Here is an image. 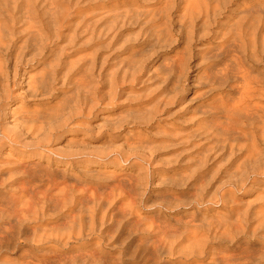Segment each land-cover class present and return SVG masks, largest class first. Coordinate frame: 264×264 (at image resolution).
I'll return each instance as SVG.
<instances>
[{
  "label": "rangeland",
  "instance_id": "obj_1",
  "mask_svg": "<svg viewBox=\"0 0 264 264\" xmlns=\"http://www.w3.org/2000/svg\"><path fill=\"white\" fill-rule=\"evenodd\" d=\"M5 1L0 264H264V0Z\"/></svg>",
  "mask_w": 264,
  "mask_h": 264
},
{
  "label": "bare ground",
  "instance_id": "obj_2",
  "mask_svg": "<svg viewBox=\"0 0 264 264\" xmlns=\"http://www.w3.org/2000/svg\"><path fill=\"white\" fill-rule=\"evenodd\" d=\"M0 1H2L1 3H0V7H1V5H2V3L4 2V0H0ZM17 1V0H16ZM217 1V3H218V5H220L219 6V8H218V6H216V8H214V18H216V17H218V15H222V12H224V11H226L227 10V3H232V0H230V2L228 1V0H222V2H220V0H216ZM10 1H5L4 3H7L8 4V6H7V8L5 7H3V5H2V7L4 8V9H7V11L6 10H0V11H2L3 13H1L0 12V22H1V20H3V21H5L6 22V24H3V27L2 26H0V42H4L5 41V39H6V37H7V35L8 36H10V34L11 35H13V31L11 32V25H13V26H17L18 25V22H16L15 21V17H14V15H16V9L18 8L19 9V5L18 4H14V6L12 5L13 4V2H11L12 4H10L9 3ZM15 3H18V2H15ZM7 4H5L4 6H6ZM11 6H13V7H10V5ZM29 4V3H28ZM211 4V3H210ZM23 5V4H22ZM22 5L20 4V9H21V7H22ZM32 5V4H31ZM24 7H25V4L23 5ZM28 6H30V4L28 5ZM23 7V11L25 10V8ZM31 7V6H30ZM206 7V6H205ZM208 7V6H207ZM3 8H1V9H3ZM27 8V7H26ZM32 8V7H31ZM258 8V7H257ZM205 9V8H204ZM259 9V8H258ZM262 9V8H261ZM22 10H19V11H22ZM27 10V9H26ZM33 10V9H32ZM32 10L30 9V11L32 12ZM194 10V9H193ZM206 10V9H205ZM212 10V9H211ZM12 11V12H11ZM28 11V13H29V10H27ZM26 11V12H27ZM195 11V10H194ZM207 11V10H206ZM263 11H264V9H263ZM25 11H24V14L26 13ZM30 12V13H31ZM196 12V11H195ZM194 12V13H195ZM199 12V11H198ZM203 12H205V11H202L201 10V12L198 14V15H201V14H203ZM209 12V11H208ZM14 13V14H13ZM20 13V12H19ZM257 13H258V10H257ZM264 13V12H263ZM23 14V15H24ZM27 14V13H26ZM262 13L260 12V14H258V15H256V14H253V12H250V11H246V12H244V13H242V15H243V17H242V19L240 20L242 23L240 24V32H242V28L244 27V29L246 28V26H249L248 25V23L250 22V23H252V21H249V20H254L253 21V23H254V26H255V24H256V21L257 22H259L258 20H259V15H261ZM206 15H209V14H206ZM241 15V16H242ZM28 16V15H27ZM258 16V17H257ZM261 17V16H260ZM263 17V16H262ZM31 18V17H30ZM34 18V17H33ZM17 19V18H16ZM24 19V18H23ZM26 19H27V17H26ZM32 19V18H31ZM37 19V18H36ZM258 19V20H257ZM262 19V18H261ZM18 20V19H17ZM30 20V19H29ZM248 21L247 22V25H246V22H244V21ZM21 20H19V23H21L20 22ZM216 21V20H215ZM11 23V24H10ZM245 23V24H244ZM252 23V24H253ZM31 24V23H30ZM244 24V25H243ZM26 25V24H25ZM24 25V26H25ZM239 24H237V26H238ZM251 25V24H250ZM257 25V24H256ZM241 26H242V28H241ZM253 26V27H254ZM27 27V26H26ZM25 27V28H26ZM31 27V26H30ZM254 28H256V27H254ZM29 29V28H28ZM243 29V31H245L244 33H246V30H244ZM250 29H251V27H250ZM236 30H238L239 31V27L237 28L236 27ZM253 31L255 32V30L253 29ZM243 33V34H244ZM249 33V32H248ZM238 34V33H237ZM241 33H239V35H240ZM250 34V33H249ZM249 36V35H248ZM11 48H15V46H14V43L13 42H10V44H7V47L5 46V48L3 49L4 51H2L3 53H5L4 55H3V57H7L8 59H9V57H11L12 56V51H11ZM0 51H1V49H0ZM15 55H16V61H18V60H21V59H23V57H21V56H23V52H21V53H19V54H16L15 53ZM21 57V58H20ZM7 77V75H1L0 76V80L2 79V78H6ZM46 78H49V77H46ZM46 78H41L42 80H40V82H37L36 83V86L34 87V94L36 95L37 93L39 94L40 92H44V91H49V85L48 84H46L45 83V81L43 80V79H45V80H47ZM50 79V78H49ZM48 81V80H47ZM48 83V82H47ZM47 85H48V87H47ZM44 94H45V92H44ZM41 95V94H40ZM46 95H48V94H46ZM245 109V108H244ZM238 115H239V117L241 118V120H239V121H243V120H245L246 118H248V117H251L250 115H248V113H243L242 112V110H240V111H238ZM35 116V115H34ZM42 118L43 116H38V119H40V118ZM45 118V117H44ZM26 119V118H25ZM30 119V118H29ZM34 119H37V116H36V118H34ZM231 120V119H230ZM26 121V120H25ZM29 121V120H28ZM32 121H33V118H32ZM231 122H232V120H231ZM233 122H234V120H233ZM227 129V128H226ZM4 130V129H3ZM15 132V131H14ZM218 133V131L215 133V134H217ZM16 134V133H15ZM19 134V133H18ZM2 135H4L5 136V138L7 139V141L8 142H12V143H17V142H20V141H18L19 140V138H16V136H14V134H11V132L10 131H8V132H2ZM201 136H203L202 134H200ZM224 135H227V137H236V136H242L243 135V130L241 129V128H233V127H230V125H229V128L226 130V134H224ZM17 136H19V135H17ZM22 136V135H21ZM262 142H263V144H264V138L262 139ZM0 144H2V142H0ZM32 147H34V146H32ZM39 147V146H38ZM37 147V148H38ZM253 152V151H252ZM252 154V153H251ZM257 159H259V158H257ZM255 160H256V158H255ZM262 160H260V162H261ZM257 160L256 161H254V163H253V166H257ZM256 163V164H255ZM249 164V166L252 164L251 162L250 163H248ZM255 164V165H254ZM262 163H259V165H261ZM252 166V165H251ZM252 166V167H253ZM255 166V167H256ZM252 167H248L247 166V168H249V170H250V168H252ZM264 167V163H263V165H261V166H259L258 168H252L253 170L252 171H248V172H252V175L253 176H256V174L258 175L259 173L261 174V173H263L264 174V172H259L260 170L261 171H264V170H262V169H264L263 168ZM247 168H245L246 170H247ZM246 170H242V172L244 171L245 173H246V175L248 174V172L246 171ZM255 171V172H254ZM239 172H241V171H239ZM240 173V174H242L243 176H246L245 175V173ZM237 176H235V177H239L238 179H241V180H238V182L239 181H241L242 182V177L241 176H238V174L237 173H235ZM234 174V175H235ZM239 174V175H240ZM250 174V173H249ZM259 174V175H260ZM234 175H233V177H234ZM257 177V176H256ZM244 178H247L246 179V183H247V180H248V178H249V181H252L253 183H254V181L256 180L254 177H252L251 175H247V177H244ZM3 180V179H2ZM243 180H245V179H243ZM248 181V182H249ZM235 182H237V181H235ZM234 182V183H235ZM245 181H243L242 182V184L244 183ZM0 184H1V182H0ZM3 184V183H2ZM236 184V183H235ZM239 184H240V182H239ZM240 184V186H238V185H235L234 187L236 188V187H239V188H242L244 185H246V184ZM232 185H234V184H232ZM225 197V196H224ZM14 217V216H13ZM1 221V220H0ZM13 228V227H12ZM234 228V227H233ZM8 230V229H7ZM239 230V229H238ZM12 231V230H11ZM4 233H6V235H8L9 233H11V232H8V234H7V231L5 232L4 231ZM1 235V237H2V239H1V241H4L5 239V236L6 235H4V236H2V234H0ZM13 235V234H12ZM9 236H11V235H8V237ZM0 237V238H1ZM7 237V236H6ZM8 237H7V240H8ZM13 237V236H12ZM10 243V242H9ZM7 246V245H6ZM3 248V247H2Z\"/></svg>",
  "mask_w": 264,
  "mask_h": 264
}]
</instances>
